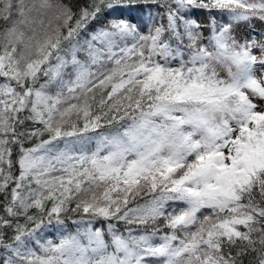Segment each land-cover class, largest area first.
Instances as JSON below:
<instances>
[{
  "label": "snow or ice",
  "instance_id": "6c2138e0",
  "mask_svg": "<svg viewBox=\"0 0 264 264\" xmlns=\"http://www.w3.org/2000/svg\"><path fill=\"white\" fill-rule=\"evenodd\" d=\"M0 264H264V0H0Z\"/></svg>",
  "mask_w": 264,
  "mask_h": 264
},
{
  "label": "trees",
  "instance_id": "16d2710c",
  "mask_svg": "<svg viewBox=\"0 0 264 264\" xmlns=\"http://www.w3.org/2000/svg\"><path fill=\"white\" fill-rule=\"evenodd\" d=\"M260 27H261V26H260L259 24H257V28H256V30L259 31V30H260ZM246 31H247V29L245 30V32H246ZM245 32H244V33H245Z\"/></svg>",
  "mask_w": 264,
  "mask_h": 264
},
{
  "label": "rangeland",
  "instance_id": "374dc122",
  "mask_svg": "<svg viewBox=\"0 0 264 264\" xmlns=\"http://www.w3.org/2000/svg\"><path fill=\"white\" fill-rule=\"evenodd\" d=\"M245 30H246L245 28H241L240 31H241V33L243 34V33L245 32Z\"/></svg>",
  "mask_w": 264,
  "mask_h": 264
}]
</instances>
